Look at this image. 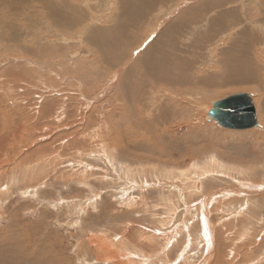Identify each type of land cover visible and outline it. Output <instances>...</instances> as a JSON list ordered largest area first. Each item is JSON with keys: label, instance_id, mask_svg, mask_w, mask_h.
<instances>
[{"label": "rangeland", "instance_id": "obj_1", "mask_svg": "<svg viewBox=\"0 0 264 264\" xmlns=\"http://www.w3.org/2000/svg\"><path fill=\"white\" fill-rule=\"evenodd\" d=\"M50 1L70 26H55L40 0H29L25 18L0 2V264H264V90L208 94L183 124L143 119L167 142L183 139L177 148L162 141L158 153L152 135L117 129L126 101L117 86L185 0L152 12L138 32L129 26L134 45L110 69L87 37L113 26L119 0ZM255 1L242 5L246 27L264 14ZM235 36L203 47L201 73H217L215 51ZM15 39L43 57L11 50ZM91 67L97 75L82 79ZM237 93L252 97L257 127L228 130L208 117Z\"/></svg>", "mask_w": 264, "mask_h": 264}, {"label": "bare ground", "instance_id": "obj_2", "mask_svg": "<svg viewBox=\"0 0 264 264\" xmlns=\"http://www.w3.org/2000/svg\"><path fill=\"white\" fill-rule=\"evenodd\" d=\"M1 1H6L7 5H11L16 11H19L18 15L20 17L25 18L28 16L25 11L28 9L27 6L35 0H30V2L29 0H22L21 3L15 5L12 0ZM172 1L119 0L113 26L103 29H92L90 37H87L88 42L90 43L91 41L90 44L100 54V63L104 65L99 67L102 69V67L106 66L110 69L120 64L133 39H136L135 36L132 39V33H128L129 26H132L133 30H135L136 26L142 24L152 12L157 13L161 8H167L172 4ZM40 2L46 13L49 14V10H51L53 20L51 19L50 21L55 26H70L66 23H60L62 20L61 18L59 19V16L62 15L57 12V8L52 5L50 0H40ZM194 2L197 3L194 4ZM246 2L250 3L251 0H185L179 9L187 6L186 9L183 10L182 8L180 11L179 9L176 11L174 9L172 10L173 12H169L166 15L167 17L164 15L166 17L164 19L165 22L169 20L168 24L160 30L161 32L156 37L153 36L154 41L152 40V43L149 42V45H145V50L142 51L139 57L136 56L138 58L125 72L122 80L118 83L119 85H116L119 93L118 97L121 96L126 100L123 104V112L128 116V118H125V113L122 112L114 115L120 118V121H116L117 129L119 127L125 129V131L131 130L132 132H129L128 136L130 135L133 138L140 136L142 133H145L143 135L147 133L148 136L152 135V137L156 138V140H153L156 146H150L160 153L162 149L158 148V144L164 145L163 142H165L170 147L177 148L183 142V139L167 142L164 136H160V132L154 131L155 126L153 124L144 122L143 119H154L159 122L160 126L183 124L185 119L181 116L200 105L208 94L219 92L222 89L235 88L239 90H264V14H260L261 17L257 19L253 27H246L243 22L244 11L242 6ZM253 3L258 9V13L262 10L261 7H264V0ZM189 4L194 5L188 6ZM236 4H239L237 9L228 10L229 7ZM63 8H66V5ZM69 11L70 9L66 12L70 15ZM256 12L255 14H257ZM70 16L68 17L70 19L69 22H72ZM73 16L78 19L79 12L73 11ZM2 17L4 15L0 13V18ZM241 26L242 30L240 31ZM230 29L236 31L235 38L230 39L224 46L221 45V49L215 51V54L220 56L219 59L215 58L218 59L217 63L219 65L217 73L214 72L212 74L213 70L211 68L207 70L209 74L201 73L203 71L201 67H198L197 62H194V59L201 60L202 57H200L199 53L203 47L209 45L208 50L211 49V45L215 40L223 37ZM136 31L138 32L137 29ZM10 32H14L13 26ZM2 33L0 30V40L3 39ZM32 35L36 36L34 33ZM5 40L8 42V38ZM182 41H185V43L182 44ZM11 43L14 46L11 50L20 54L38 59L43 57L39 50L31 49L30 45L21 39H15ZM184 45L186 47H183ZM51 50L52 47L49 46L47 52ZM47 54L52 55V53ZM213 54H211L210 60L216 61L213 58ZM210 60L208 61L210 62ZM95 66L98 67L97 64ZM94 68L91 67L86 72L81 69L84 73L80 72L79 76L85 79L88 76L90 77V75H97L98 72H95ZM194 96L198 97V100ZM168 97H173V99ZM262 109L264 112V103ZM258 133L257 135H259ZM118 139H120V136ZM185 139L184 141H186ZM255 139H257L256 136ZM3 144L5 143H2L0 138V150H2ZM6 152L8 151L6 150ZM202 202L204 204V201Z\"/></svg>", "mask_w": 264, "mask_h": 264}, {"label": "water", "instance_id": "obj_3", "mask_svg": "<svg viewBox=\"0 0 264 264\" xmlns=\"http://www.w3.org/2000/svg\"><path fill=\"white\" fill-rule=\"evenodd\" d=\"M208 116L221 128L249 130L258 126L256 108L248 93H237L213 102Z\"/></svg>", "mask_w": 264, "mask_h": 264}, {"label": "crops", "instance_id": "obj_4", "mask_svg": "<svg viewBox=\"0 0 264 264\" xmlns=\"http://www.w3.org/2000/svg\"><path fill=\"white\" fill-rule=\"evenodd\" d=\"M192 5H194V4H192ZM206 209H207V207L205 209L201 207V209H200V212H201L200 213V220H201L200 223H203L204 218H206ZM202 226L203 225H201V228H202ZM209 254H211V253H209Z\"/></svg>", "mask_w": 264, "mask_h": 264}]
</instances>
